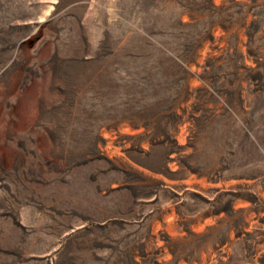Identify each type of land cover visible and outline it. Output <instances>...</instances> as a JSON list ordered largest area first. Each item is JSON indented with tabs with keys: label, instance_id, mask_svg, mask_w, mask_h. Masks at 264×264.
I'll use <instances>...</instances> for the list:
<instances>
[{
	"label": "rangeland",
	"instance_id": "rangeland-1",
	"mask_svg": "<svg viewBox=\"0 0 264 264\" xmlns=\"http://www.w3.org/2000/svg\"><path fill=\"white\" fill-rule=\"evenodd\" d=\"M0 264H264V0H0Z\"/></svg>",
	"mask_w": 264,
	"mask_h": 264
},
{
	"label": "bare ground",
	"instance_id": "bare-ground-1",
	"mask_svg": "<svg viewBox=\"0 0 264 264\" xmlns=\"http://www.w3.org/2000/svg\"><path fill=\"white\" fill-rule=\"evenodd\" d=\"M243 216L245 217V215L243 214ZM245 219V218H244ZM245 221V220H244Z\"/></svg>",
	"mask_w": 264,
	"mask_h": 264
}]
</instances>
